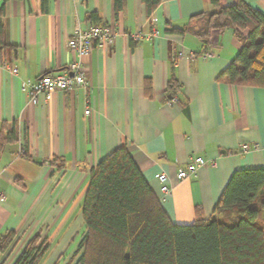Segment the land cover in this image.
Segmentation results:
<instances>
[{
    "label": "crops",
    "instance_id": "1",
    "mask_svg": "<svg viewBox=\"0 0 264 264\" xmlns=\"http://www.w3.org/2000/svg\"><path fill=\"white\" fill-rule=\"evenodd\" d=\"M217 1L222 7L244 1L264 12V0ZM2 5L7 46L0 50V237L12 232L15 240L0 250V264H14L37 233L49 243L41 264H74L91 169L120 146L180 224L194 222L198 211L210 218L234 171L264 167V149L251 148L264 142V88L218 79L241 48L234 29L213 30L209 41L168 31L213 10L214 0H161L151 15L143 0H123L121 11L116 0H0ZM153 19L160 35L133 43L129 33L151 31ZM100 24L119 34L84 57L87 88L58 90L47 104L30 103L22 84L67 71L77 58L67 46L76 25ZM181 48L194 56L178 57ZM209 50L214 55L204 57ZM172 79L178 98L169 95ZM13 129L16 138L8 140ZM245 143L250 151L243 153ZM198 155L208 164L179 180L177 171ZM161 172L172 188L164 199ZM67 250L73 254L64 262L58 257Z\"/></svg>",
    "mask_w": 264,
    "mask_h": 264
},
{
    "label": "trees",
    "instance_id": "2",
    "mask_svg": "<svg viewBox=\"0 0 264 264\" xmlns=\"http://www.w3.org/2000/svg\"><path fill=\"white\" fill-rule=\"evenodd\" d=\"M143 1L151 15L161 0ZM214 6L168 31L209 41L213 30L233 28L241 48L218 79L264 88V12L244 1L222 7L214 0ZM122 7L123 0H116V11ZM4 13L2 5L0 50L7 46ZM176 87L172 79L170 96H177ZM15 138L13 129L7 139ZM82 210L85 229L74 264H264V167L234 171L210 218L198 211L194 222L180 224L170 218L127 147L120 146L91 169ZM14 240L12 232L1 236V252ZM48 249L47 238L37 233L14 264H41Z\"/></svg>",
    "mask_w": 264,
    "mask_h": 264
},
{
    "label": "built area",
    "instance_id": "3",
    "mask_svg": "<svg viewBox=\"0 0 264 264\" xmlns=\"http://www.w3.org/2000/svg\"><path fill=\"white\" fill-rule=\"evenodd\" d=\"M153 27L151 31L138 29L129 33V38L133 43H138L142 40H150L153 37L160 35L161 31L153 19ZM119 34V30L113 28L109 24H100L89 28H81L76 25L74 34L69 38L67 46L72 49L77 58L70 62L67 71L62 73H46L36 80L28 79L22 84V91L25 92L33 104H47L51 101L53 94L60 91H71L82 89L85 90L88 86L86 78L84 57L88 55L93 46L104 47L113 44ZM214 53L209 50L203 53L204 57L213 56ZM194 53L186 51L183 48L179 49L178 57L191 58ZM85 113H90V109H86ZM254 150L264 149L263 143H255L252 147ZM250 151V146L245 143L242 145V152ZM23 153V149L20 151ZM208 164V160L203 156H192L187 162L185 168H180L177 171V178L183 180L197 174L198 168ZM161 190L164 194L163 199L171 193L170 179L167 173L159 174Z\"/></svg>",
    "mask_w": 264,
    "mask_h": 264
},
{
    "label": "rangeland",
    "instance_id": "4",
    "mask_svg": "<svg viewBox=\"0 0 264 264\" xmlns=\"http://www.w3.org/2000/svg\"><path fill=\"white\" fill-rule=\"evenodd\" d=\"M64 252V251H63ZM76 252V251H75ZM74 252V253H75ZM73 254V250H67V251H65L62 255H59V259L60 258H62V257H64L63 259H62V261H67L68 259H69V257L71 256ZM57 262V260L55 261V263Z\"/></svg>",
    "mask_w": 264,
    "mask_h": 264
}]
</instances>
